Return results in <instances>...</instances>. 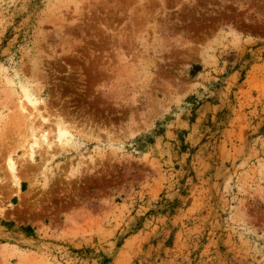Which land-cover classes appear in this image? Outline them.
Wrapping results in <instances>:
<instances>
[{
    "label": "rangeland",
    "instance_id": "1",
    "mask_svg": "<svg viewBox=\"0 0 264 264\" xmlns=\"http://www.w3.org/2000/svg\"><path fill=\"white\" fill-rule=\"evenodd\" d=\"M0 264H264V0H0Z\"/></svg>",
    "mask_w": 264,
    "mask_h": 264
},
{
    "label": "trees",
    "instance_id": "2",
    "mask_svg": "<svg viewBox=\"0 0 264 264\" xmlns=\"http://www.w3.org/2000/svg\"><path fill=\"white\" fill-rule=\"evenodd\" d=\"M22 231L27 232V234H30L32 232V229L27 227V228L22 229Z\"/></svg>",
    "mask_w": 264,
    "mask_h": 264
}]
</instances>
